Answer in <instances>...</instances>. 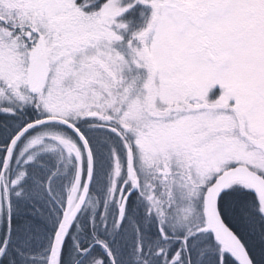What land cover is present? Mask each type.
Returning a JSON list of instances; mask_svg holds the SVG:
<instances>
[{
	"label": "snow or ice",
	"instance_id": "1",
	"mask_svg": "<svg viewBox=\"0 0 264 264\" xmlns=\"http://www.w3.org/2000/svg\"><path fill=\"white\" fill-rule=\"evenodd\" d=\"M0 264H264V0H0Z\"/></svg>",
	"mask_w": 264,
	"mask_h": 264
}]
</instances>
